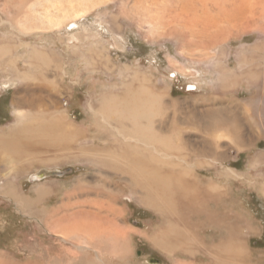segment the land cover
I'll return each instance as SVG.
<instances>
[{
  "label": "rangeland",
  "instance_id": "1",
  "mask_svg": "<svg viewBox=\"0 0 264 264\" xmlns=\"http://www.w3.org/2000/svg\"><path fill=\"white\" fill-rule=\"evenodd\" d=\"M37 1L48 5L46 0H0V43L12 46L10 60L13 67L30 70L24 62L28 52L26 43L36 44L53 59L50 65L40 69L41 78L29 80L25 86L11 76L4 78L6 75L0 69V84L10 80L8 87H0V133H8L16 120L13 97L26 95L27 89L35 92L34 86L44 88L41 90L44 101L21 109L44 111L46 117L62 109L66 120L79 124L83 133L78 134L83 138L80 140L76 136L73 142L68 140L59 144H26L20 148L21 152L9 156L0 151V181L10 176L16 196L21 201L31 200L28 208L17 204L15 198L0 194V253L15 259L17 264H24L30 256H34L36 262L43 256L44 262L47 258L45 249L56 243L49 249L56 250L60 256L62 253V264H69L70 256L75 254L74 257L99 258V264H237L236 258L239 264H264V158L257 161L260 153L264 156V30L258 26L263 18L245 30L240 28L245 17L238 16L234 29L214 11L202 12L198 0H187L184 4L190 3L189 7L195 8L187 11V27L181 26L170 35L149 32L144 21V6L155 0H101L94 6L88 5L87 12L67 27L46 32L39 28L37 33L22 34L11 21L20 18L29 4L37 7ZM60 2L62 7L70 2L75 6L80 4L75 0ZM258 2L264 5V0ZM35 15L30 14V21L36 18ZM40 19L42 21L43 17ZM40 19L31 23H38ZM219 27H228L231 35L226 33L223 44L215 47L208 41L207 34ZM80 32L86 36L83 41L70 39L73 33ZM185 39L193 42L186 44ZM95 41L102 43L97 45ZM102 45L109 62L105 66L88 67V47L101 52ZM244 49L252 53L247 59L250 63L247 68L255 77L240 74L238 56ZM220 66L230 68L237 75L234 85L228 82V88L220 86L216 78ZM124 67H129L130 71L139 67L146 74L147 86L156 91L166 89L162 113L154 119L153 125L161 133L175 138L179 152L171 153L169 157L174 163L181 161L191 171L182 178L185 186L193 187V182L197 181L203 189L215 179L223 187L219 193L221 199H218L220 207L215 206L216 203L197 205L194 209L181 207L178 202L183 195L174 191L175 194L169 197L173 206L170 211L156 210L155 213V209L137 200L141 199L140 193L132 184L130 187L128 177L99 170L97 165L77 155V150L91 145L104 147L109 144L107 147L112 148V143L102 140L101 134L97 133V124L88 107L100 98V84L121 86ZM39 94L37 91L36 95ZM67 145L68 150L65 149ZM178 153L183 157L180 161L176 157ZM227 167L236 175L226 176L223 170ZM40 174L45 177L35 181L34 175ZM135 189L137 191H133ZM78 190L98 194V199L107 202L110 208L101 210L107 213V218L100 216L99 219L103 226L114 232L111 238L95 242L75 240L88 246L84 250L73 248L74 240L59 247L61 237L46 231L42 223L47 219L48 211L60 205L63 191L73 197ZM231 200L234 201L233 214L229 219L222 207L225 203L231 204ZM213 206L220 214L217 219ZM230 224L233 225L230 227ZM166 229L175 231L169 238L164 236L171 240L172 249L154 242L156 234L161 236ZM233 247L239 248L241 254L233 250L228 252ZM223 249L228 253H222Z\"/></svg>",
  "mask_w": 264,
  "mask_h": 264
},
{
  "label": "bare ground",
  "instance_id": "2",
  "mask_svg": "<svg viewBox=\"0 0 264 264\" xmlns=\"http://www.w3.org/2000/svg\"><path fill=\"white\" fill-rule=\"evenodd\" d=\"M46 1L48 3L47 6H45V4L42 5V2L40 1L36 2L37 7L34 4H29V8L25 6L27 8L21 12L20 18L15 17L13 21H11L13 26H15L22 34H30L31 32L37 33L39 28V30L44 28V32L47 30H58L62 26L67 27L74 22L75 18L84 15L87 12L88 5L92 4L94 6L97 4V1L101 0H88V2L87 0H83V2L82 0H77L80 3L77 6L74 5L75 3L73 4V1L67 4L65 7H62L60 0ZM77 1L75 0L76 4L78 3ZM186 1L187 0H155L152 4L144 6L145 8L143 11L145 12L146 16L144 21L147 23L149 32H162V34L171 35L174 32L176 33V30L179 27H187V11L195 8H190V3L184 4ZM198 2L202 5V12L205 10V13L207 14L208 12L210 13V11H214L221 20L225 19V22H230L234 29L236 27L235 20H237L238 16L244 15L246 21L241 23L240 28L247 30L250 27V24L258 23V19L261 17L263 19L258 23V26L261 30H264V5H261L258 0H198ZM32 5L34 6L31 8ZM51 10H54V12L51 13ZM30 14H36V18L33 19L36 20V22L41 17H43V19L42 21L40 19V22L38 23L35 22V24H32L31 22L33 20L30 21L29 19ZM174 20H176V22ZM228 27H219L216 29V31H212V33L208 32V41L215 47L221 46L225 40L226 33L231 35V33H228L230 32L229 29H227ZM244 29L242 30L245 31ZM184 36L186 35L184 34ZM85 37L86 36L84 32H80L76 35L73 33L70 39L83 41ZM185 41L186 44L193 42L190 39H185ZM94 43L98 45L102 42L95 41ZM92 45L95 46V44ZM214 46L212 47L214 48ZM26 47L28 52L24 57V62L29 65L30 70L21 71L14 68L13 61L10 60L12 46L6 43H0V69L4 71V74L6 75V77H3L7 78L11 76L15 82L20 84L22 83L24 86L27 84L25 82H30L29 80L41 78L40 69L44 66L50 65L53 62L52 56L46 51L39 49L36 44L30 45V43H26ZM89 47L87 54H89L88 64L90 66L88 67L92 66L94 68L96 66H100L101 64L102 66H105L109 62L108 56L104 55L103 53V51H105V47H103V45L101 52L96 50L93 51L94 49L92 50ZM250 54L252 53H250L247 49H244V52L242 51L241 56H238L240 59V74L246 73L247 75L249 74L250 77H253V75L255 77L253 71L247 68L250 64L248 63L249 60H247L249 56H251ZM216 65H218V63H216ZM54 66L59 69L58 65ZM217 69L219 70H217L216 78L220 81V86L225 85V88H228V82L233 85L237 82V75H235L230 68L224 67V69H222L220 66ZM245 69L248 70L246 71ZM122 73L124 80L122 81L121 86H105V83H103L104 85L100 84V98L94 104H89L88 107V109L91 111L94 121L97 124V133L101 134L102 140L111 142L112 148L107 147L109 144H105L104 147H96L91 145L77 150V155L97 165L99 170L105 169L108 173H112L113 175L119 174L121 176L124 175L128 177V179H126L129 180L128 182L130 187L132 184L135 188H138V192L140 193L139 195L141 199L137 200L155 209L154 212L158 210L160 212L168 213L171 207H173L172 201H169V197L173 193L175 194V192H180L183 195L181 199L177 197L179 200H181V202H178L180 203L178 205L181 207L184 205L185 207L193 208L197 205L202 206L203 204L209 206V204L214 205L215 203V206H218V199H221L219 197V193L223 187L220 184H217L214 181L215 179H211L203 189L197 185V181L193 182V187L185 186L182 178L190 174L191 171L186 168L187 166L184 167V165L181 163L180 159L183 157L180 153L176 155L180 162L174 163L170 159L171 157H169L171 156V153L175 152L176 154L179 152L178 144L174 140L175 138L173 139L172 135L161 133L157 130L158 127L156 128L153 125L154 119L159 117L162 113V101L165 97L164 94H166V89L163 91H156L154 88L147 86L145 84L146 74L140 71L139 67L132 71H130L129 67H124L122 69ZM7 80L8 82L10 81L9 79ZM8 82L2 81L0 87H8ZM26 87L29 88L28 85ZM43 89L44 88L41 87L37 89L33 86L32 90L35 92L27 89L26 95L13 97L12 104L13 107H16L14 113L16 120L14 122L13 128H11L8 133H0V151L5 156H9L14 152H21L20 148L26 144L40 145L41 143L52 144L55 142H58L59 144L68 140L73 142L76 136H78L80 140L83 138V136L78 134L83 133V130H80L78 127L79 124L75 123L74 121L66 120V113H64V110L62 109L57 111L51 117H46V112L40 110L34 112L30 109H27L28 111L22 110L24 107L35 103L39 105L40 101L43 102L44 100L42 99L43 97L41 93V90ZM37 91L40 93L39 95H36ZM47 99L53 101L50 97H47ZM21 139L25 141L22 143ZM65 149L68 150L69 146H65ZM262 158H264V156L261 153L259 155V159L256 157L257 161H260ZM174 172L177 173V176H175ZM223 172L229 177L236 175V172L230 167L224 168ZM39 177L44 178L45 176L44 174L34 175L35 181H39ZM13 187H15L14 182L10 176L4 178V180L0 181V194L6 198H15V202L17 204L25 205L30 208L31 200L29 201L27 199V201H21L22 199H20L14 193L15 189ZM79 187L80 185L78 183V188ZM66 191H63L60 205L53 207L48 211L46 216L47 221L45 220L43 222L41 220L44 224V226H42L45 227L44 229H46V231L49 233H54L57 237H61V239L59 238L58 240L61 242L58 243L60 244L59 247H64L63 244L65 245L66 242H72L74 240L75 244H73V248H76V250H84L85 248H88V246L80 245V243H76L75 240H80L79 242L86 243L83 240L88 239V241L92 240L95 242V240L108 239L114 235V232H111V229H107L109 227L106 228L103 226V221H100L99 219L100 216L101 218L102 216L107 218V213H103L101 210H104V208H110L106 201L98 199V196L100 197V195L95 193V195H91L92 193H89L90 191L87 192L78 190L76 193H74L73 197H71L70 194L66 195L67 193H64ZM133 191L137 190L135 189ZM203 191L205 192L202 194ZM262 192L264 193V187ZM103 195L105 196V194ZM103 195L102 197H104ZM91 196H94V199H92ZM95 197L97 199H95ZM29 198L31 199V197ZM73 198L74 201L71 202L70 199ZM221 201L222 200H220V202ZM233 202L231 200V204L225 203L222 207L223 210L227 212L225 215H228L227 218L229 219H231V215L233 214ZM214 208L215 207L213 206L212 211L216 212ZM71 209L72 212L69 213ZM180 210L182 211L183 208ZM216 213L217 214L214 216L215 219L220 217L219 212ZM212 217L213 216H211L210 220H212ZM232 225L230 224V227ZM170 229H172V227ZM174 232L167 231L166 229V231H164L162 234L163 236L161 235L162 238L156 234V239L154 242L161 245L165 249H172L170 245L171 240L168 241L166 238H169ZM115 234L117 235L116 232ZM117 236H115L114 240L117 238ZM62 241L64 242L62 243ZM55 245L56 243H52V246L49 248L52 249L55 247ZM49 248L45 249L47 258H45L44 262H42L43 256L38 262H36L37 259H35L34 256H30L27 257L29 260L25 261L24 264H62L64 259L62 253L60 256V254L55 253L56 250H50ZM232 250L235 253L238 252L239 255L242 252L239 248L235 249V247H233L231 250H228V252H231ZM65 251L67 254L73 255L71 251ZM225 252L226 250L223 249L222 253ZM74 256H70L69 264H99L100 262L99 258L92 260L91 258L89 259L84 255L77 257ZM36 258L38 257L36 256ZM225 259L227 260V258ZM235 260H237L236 262L239 264L238 259L236 258ZM0 264L17 263L15 262V259H9L7 256L0 253Z\"/></svg>",
  "mask_w": 264,
  "mask_h": 264
}]
</instances>
